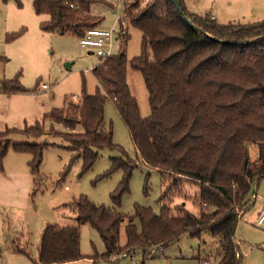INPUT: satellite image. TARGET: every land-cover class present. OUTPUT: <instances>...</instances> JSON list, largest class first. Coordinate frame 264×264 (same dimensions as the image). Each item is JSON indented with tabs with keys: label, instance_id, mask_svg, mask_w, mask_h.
<instances>
[{
	"label": "trees",
	"instance_id": "obj_1",
	"mask_svg": "<svg viewBox=\"0 0 264 264\" xmlns=\"http://www.w3.org/2000/svg\"><path fill=\"white\" fill-rule=\"evenodd\" d=\"M96 1L33 0L32 5L36 14L48 16L39 23L42 31L79 37L88 28L100 27L103 18L92 11ZM176 3L181 13L173 0H123L127 26L141 32L140 53L128 61L125 51L129 35H120L118 50L100 58L91 70L99 87L96 92L84 91L79 102L68 101L44 115L63 127L56 129L52 123L49 132L67 142L71 163L81 160V174L92 167L100 150L110 149L120 155L110 158L111 165L102 177L117 169L122 177L110 193V206L80 195L74 205L75 223H47L33 264H61L84 257L92 264H108L136 251L146 254L154 247L164 248L184 233L200 239L203 231L217 238L211 264H241L235 239L237 221L249 209L251 195L264 186V19L219 23L208 14L189 11L184 0ZM21 33L13 32L8 39ZM128 62L144 78L150 105L147 117L140 116L130 93ZM0 91L16 93L26 88L15 77L0 79ZM107 97L114 101L141 161L163 175L157 213L138 204L130 215L119 210L136 163L113 142L112 128L105 125ZM14 132L38 138L46 130L43 120L0 130V171ZM250 144L257 149L253 164ZM11 145L15 151L29 154V171L37 175L49 144L35 141ZM181 177L198 187L193 196L197 213L182 203L175 207L170 204L175 193H180ZM123 221L126 242L121 245L119 227ZM82 224L98 232L103 252L82 254Z\"/></svg>",
	"mask_w": 264,
	"mask_h": 264
},
{
	"label": "rangeland",
	"instance_id": "obj_2",
	"mask_svg": "<svg viewBox=\"0 0 264 264\" xmlns=\"http://www.w3.org/2000/svg\"><path fill=\"white\" fill-rule=\"evenodd\" d=\"M33 0H0V79L17 77L26 91L17 93L16 99L0 93V130L6 127L21 128L43 120L46 133L38 138H27L21 132L10 135L11 143L39 142L46 145L39 173L29 171L28 153L15 151L10 143L0 171V264H33L37 258L40 235L47 223L59 225L75 223V200L83 195L95 204L111 205L110 193L117 186L122 171L117 169L102 177L111 165L110 158L120 155L118 151L103 149L92 167L84 173L81 160L71 163L72 151L59 134H50L53 123L44 115L52 108L64 106L68 101L79 102L85 91L95 93L98 87L92 68L100 57L79 44V37L44 32L39 23L46 14H36ZM186 8L199 15L208 14L219 23L255 22L264 19V0H184ZM123 0H97L92 5L94 14L101 16L100 27L117 28L123 18ZM126 55L128 61L141 49V32L128 25ZM22 30L11 40L8 37ZM114 42V48L119 43ZM126 81L130 93L135 97L141 117L150 114L148 92L142 73L127 63ZM47 88H43L42 84ZM76 96L72 99V96ZM104 122L112 128L113 142L121 146L132 158L133 169L129 191L121 200L119 210L126 215L134 212L136 204L159 211L158 198L161 193L162 173L157 168L145 165L137 153L128 129L116 110L114 101L107 97L104 105ZM56 129L63 127L53 123ZM80 130V127L77 128ZM250 164L256 160L257 149L248 146ZM71 163V164H70ZM180 193H175L170 204H183L185 209L197 213L193 203L198 187L181 177ZM183 184V186H182ZM146 186L147 191H144ZM264 186L260 185L256 196L251 198L249 209L238 219L235 239L241 264H264V221L256 224L257 216L264 204ZM173 213H177L176 210ZM125 224L119 227L120 244L126 242ZM80 250L88 256L104 251L98 232L89 224L80 227ZM217 248V238L203 231L201 238L184 233L178 241L161 250L151 249L144 254L136 251L129 256H120L118 261L108 264H206ZM25 250V252H22ZM132 255V256H131ZM110 261V260H109ZM63 264V263H61ZM74 264H92L87 257ZM98 264H104L102 262Z\"/></svg>",
	"mask_w": 264,
	"mask_h": 264
},
{
	"label": "built area",
	"instance_id": "obj_3",
	"mask_svg": "<svg viewBox=\"0 0 264 264\" xmlns=\"http://www.w3.org/2000/svg\"><path fill=\"white\" fill-rule=\"evenodd\" d=\"M127 28V19L123 16L122 19L119 18V26L117 28H103V27H93L86 29L81 36H79V44L85 49H88L89 52L96 53L100 58H105L108 55L115 53L113 41L119 43V36L126 34ZM119 47V45H118ZM118 49V48H117ZM43 88H47L46 84H42ZM76 96H72V99H75ZM257 192H254L251 195V198L256 196ZM264 221V204L261 207V210L257 216L256 224H261ZM162 247H154L151 249V252L154 250H161ZM148 253V252H147ZM124 255V254H123ZM205 264V262L203 263Z\"/></svg>",
	"mask_w": 264,
	"mask_h": 264
},
{
	"label": "crops",
	"instance_id": "obj_4",
	"mask_svg": "<svg viewBox=\"0 0 264 264\" xmlns=\"http://www.w3.org/2000/svg\"><path fill=\"white\" fill-rule=\"evenodd\" d=\"M190 11V10H189ZM94 13V12H93ZM47 19V17L46 18H42L40 21H43V20H46ZM116 43H118L117 41H115ZM113 46H114V42H113ZM118 50V49H117ZM0 93H1V91H0ZM2 93H4V92H2ZM17 93H20V92H16V93H4V94H6V95H9L12 99H16L15 97H17V95H19V94H17ZM256 156H257V154H256ZM261 197H264L263 195L261 196ZM65 224H68V223H65ZM82 225H84V224H82ZM81 227V226H80ZM88 260L91 262L92 260L90 259V258H88ZM77 261H79V260H77ZM74 262L75 261H71V262H67V263H63V264H74Z\"/></svg>",
	"mask_w": 264,
	"mask_h": 264
},
{
	"label": "water",
	"instance_id": "obj_5",
	"mask_svg": "<svg viewBox=\"0 0 264 264\" xmlns=\"http://www.w3.org/2000/svg\"><path fill=\"white\" fill-rule=\"evenodd\" d=\"M173 3L176 5V7H177V9L179 10V12L181 13L182 11H181V9L179 8V6L177 5V3H176V0H173ZM186 20H187V22L190 24V25H192L193 27H194V25L187 19V18H185Z\"/></svg>",
	"mask_w": 264,
	"mask_h": 264
}]
</instances>
